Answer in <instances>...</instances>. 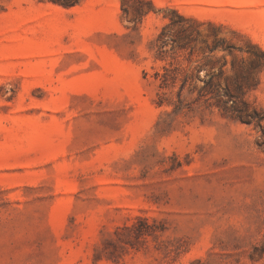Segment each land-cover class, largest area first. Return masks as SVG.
<instances>
[{
    "label": "rangeland",
    "instance_id": "obj_1",
    "mask_svg": "<svg viewBox=\"0 0 264 264\" xmlns=\"http://www.w3.org/2000/svg\"><path fill=\"white\" fill-rule=\"evenodd\" d=\"M0 264H264V0H0Z\"/></svg>",
    "mask_w": 264,
    "mask_h": 264
},
{
    "label": "trees",
    "instance_id": "obj_2",
    "mask_svg": "<svg viewBox=\"0 0 264 264\" xmlns=\"http://www.w3.org/2000/svg\"><path fill=\"white\" fill-rule=\"evenodd\" d=\"M53 1H58L62 2V0H53ZM177 22H172L170 25H176ZM163 44H165V41H163ZM216 49V48H215ZM214 49V50H215ZM227 109V108H226ZM245 121L250 122V120H253V116H246V118H243Z\"/></svg>",
    "mask_w": 264,
    "mask_h": 264
}]
</instances>
